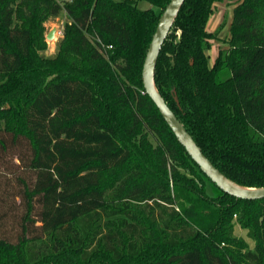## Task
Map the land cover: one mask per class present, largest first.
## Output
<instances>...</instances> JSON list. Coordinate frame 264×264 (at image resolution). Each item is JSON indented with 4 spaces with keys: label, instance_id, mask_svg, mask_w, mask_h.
<instances>
[{
    "label": "trees",
    "instance_id": "obj_1",
    "mask_svg": "<svg viewBox=\"0 0 264 264\" xmlns=\"http://www.w3.org/2000/svg\"><path fill=\"white\" fill-rule=\"evenodd\" d=\"M222 1L227 47L210 65ZM168 2L0 0V264H264V199L220 191L145 94ZM62 12L45 58L44 23ZM154 79L220 172L264 187V0H184Z\"/></svg>",
    "mask_w": 264,
    "mask_h": 264
},
{
    "label": "water",
    "instance_id": "obj_2",
    "mask_svg": "<svg viewBox=\"0 0 264 264\" xmlns=\"http://www.w3.org/2000/svg\"><path fill=\"white\" fill-rule=\"evenodd\" d=\"M183 3L184 0H169L159 16L142 64L141 80L145 94L151 99L162 119L190 159L220 191L242 200L264 199V187L253 188L239 185L225 176L210 162L174 112L167 106L156 88L154 76L158 55ZM54 33L55 29H52L46 39H52Z\"/></svg>",
    "mask_w": 264,
    "mask_h": 264
},
{
    "label": "rangeland",
    "instance_id": "obj_3",
    "mask_svg": "<svg viewBox=\"0 0 264 264\" xmlns=\"http://www.w3.org/2000/svg\"><path fill=\"white\" fill-rule=\"evenodd\" d=\"M233 6V3L227 1H222L220 3L215 4L213 13L211 14L208 20L206 30L211 33L218 31L217 39L210 42L211 49L206 52L209 57L210 64L213 63L217 55V51L221 48L227 47L225 45V40L228 37V29L231 22ZM137 8L140 10L152 9L155 12H157L158 10L156 7H153L152 5L144 1L138 2ZM65 22L66 17L65 14L62 12L57 18H50L44 23V39L47 44V48L45 51L41 52V55L43 57L52 58L55 56L59 42L62 38V35L60 36L58 32L62 30L63 24ZM52 29H55L54 37L52 39H46V36ZM2 178L4 177L0 176L1 180ZM234 234L238 237L244 238L250 246L253 245L252 242L246 238V232L240 229L237 225H235L234 227Z\"/></svg>",
    "mask_w": 264,
    "mask_h": 264
},
{
    "label": "built area",
    "instance_id": "obj_4",
    "mask_svg": "<svg viewBox=\"0 0 264 264\" xmlns=\"http://www.w3.org/2000/svg\"><path fill=\"white\" fill-rule=\"evenodd\" d=\"M69 1V0H68ZM58 34L61 36L62 35V30L58 32Z\"/></svg>",
    "mask_w": 264,
    "mask_h": 264
},
{
    "label": "crops",
    "instance_id": "obj_5",
    "mask_svg": "<svg viewBox=\"0 0 264 264\" xmlns=\"http://www.w3.org/2000/svg\"><path fill=\"white\" fill-rule=\"evenodd\" d=\"M209 63H210V62H209ZM211 64H212V63H211ZM211 64H210V65H211Z\"/></svg>",
    "mask_w": 264,
    "mask_h": 264
}]
</instances>
